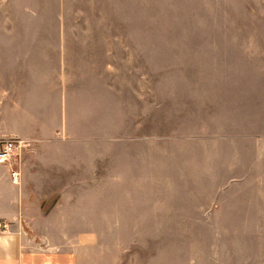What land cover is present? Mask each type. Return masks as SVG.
<instances>
[{"label": "rangeland", "instance_id": "374dc122", "mask_svg": "<svg viewBox=\"0 0 264 264\" xmlns=\"http://www.w3.org/2000/svg\"><path fill=\"white\" fill-rule=\"evenodd\" d=\"M23 32L75 49L90 113L32 207L68 214L85 261L264 264V220L237 206L264 138V0H0V34Z\"/></svg>", "mask_w": 264, "mask_h": 264}, {"label": "crops", "instance_id": "0c3cea01", "mask_svg": "<svg viewBox=\"0 0 264 264\" xmlns=\"http://www.w3.org/2000/svg\"><path fill=\"white\" fill-rule=\"evenodd\" d=\"M18 27L39 25L29 21ZM23 33L0 34V144L11 137L27 142L20 181L13 180L8 165L0 164V264H89L82 230L64 222L68 214L32 207L44 200L35 195L36 189L51 185L40 177L37 165L48 169L47 161L59 157L72 162L76 138L68 134L69 126L90 113L69 77V69L78 67L68 60L75 49L66 36ZM90 108L94 115L93 102ZM257 145V153L242 161L246 170L237 175L238 212L251 221L264 220V138ZM70 217L79 218L77 213Z\"/></svg>", "mask_w": 264, "mask_h": 264}, {"label": "built area", "instance_id": "2783aa9c", "mask_svg": "<svg viewBox=\"0 0 264 264\" xmlns=\"http://www.w3.org/2000/svg\"><path fill=\"white\" fill-rule=\"evenodd\" d=\"M27 142L19 138H6L0 144V164L8 165L14 181H20L22 149ZM1 224V223H0ZM6 227V224L3 225Z\"/></svg>", "mask_w": 264, "mask_h": 264}]
</instances>
